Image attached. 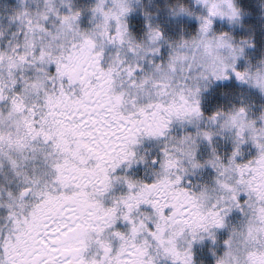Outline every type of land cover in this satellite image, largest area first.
Wrapping results in <instances>:
<instances>
[{
    "label": "snow or ice",
    "instance_id": "6c2138e0",
    "mask_svg": "<svg viewBox=\"0 0 264 264\" xmlns=\"http://www.w3.org/2000/svg\"><path fill=\"white\" fill-rule=\"evenodd\" d=\"M0 264H264V0H0Z\"/></svg>",
    "mask_w": 264,
    "mask_h": 264
}]
</instances>
